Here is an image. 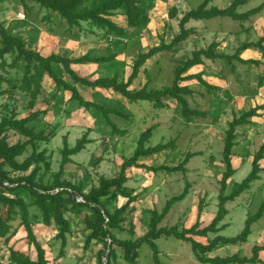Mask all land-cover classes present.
Listing matches in <instances>:
<instances>
[{"label": "rangeland", "instance_id": "374dc122", "mask_svg": "<svg viewBox=\"0 0 264 264\" xmlns=\"http://www.w3.org/2000/svg\"><path fill=\"white\" fill-rule=\"evenodd\" d=\"M202 1L152 0V7L148 13L149 24L138 34L137 32L131 34L128 41L130 45L128 48H121L112 65L96 64L97 66L90 68H79L76 73L91 80L117 75L119 80L126 81L137 55L159 45L160 42L169 44L179 33L178 22L182 16L189 10L195 9ZM232 1L211 0L207 8H225ZM262 3L264 0H249L245 5L237 8L236 12L246 13ZM170 8L176 11L173 19L168 17ZM45 17H49L48 21ZM111 20L117 25L125 26V18L120 12L114 13ZM0 23L11 34L24 38L29 49L43 55L53 52L50 43L54 42L47 38L45 33L66 37L72 41L71 44L77 42L78 44L74 43L70 47L71 56L93 51L90 50L91 47L89 50L86 45L83 47V42H99L101 51L96 54L99 56H109L114 52L113 46L105 39L101 31L87 24H82L79 31L77 28L69 29L58 16L30 2L26 5L9 0L0 3ZM185 28L192 29L193 34L177 45L174 52L163 51L146 61L130 86V90H139L145 85L147 88L155 89L170 86L178 61L189 58L192 52L205 49L211 43L219 44L218 52L232 55L243 43L256 42L264 33V8L243 22L233 21L230 18H215L208 21H190ZM239 57L243 60L256 59L261 61V64L255 66L221 59L204 60L202 66L188 72L189 75L199 74L202 81L217 88L212 94L199 80L184 83L193 93L186 97L189 108L204 114L202 117L192 118L190 122L184 121L171 100H166L165 108L157 110L145 102L130 104L111 90L95 97V90L91 92L87 88L79 87L85 99L91 100L90 97H92L99 103L101 101L105 104L112 103L128 116L127 119L110 117V122L116 130L124 131L123 135L110 136L108 126L105 127V123L78 107L75 102H71L69 95L63 92L53 97L54 84L46 76L41 83V95L37 97L31 108L28 106L30 101L28 95L18 90H14L11 97L0 98V118L12 109L17 112L18 118H25L34 112H45L30 124L36 132L42 130L46 133L50 130L55 132L54 138L36 145V151H46L50 162V170L43 177V182H50L52 174L59 171L63 137H66L68 146L73 147L76 140L90 131L88 137L92 142L86 145L82 152L71 158L72 162L66 166L62 177L72 184L86 180L85 192L89 191L91 186L98 184L100 176L110 178L118 173L122 159L132 155L143 132L150 133L145 147L172 142L166 150L140 162L147 166L154 167L161 164L177 166L187 153L195 154L185 165L184 173L153 174L141 169H130L127 172L128 180L125 187L132 191V196H136L137 200L129 205L127 209L129 212L125 215L129 223H132L135 235L130 237L127 231L113 232V234L119 240H134L143 236L147 231L146 211L155 209L160 213L169 199L181 195L185 189H187L185 198L173 205L158 227L168 229L176 226L181 231L198 223L200 228H203L211 222L217 212L219 181L225 170L222 163V151L228 125L242 112L264 104V84L259 87V79L264 78V58H260L250 50L241 52ZM13 58L14 56L5 57L6 66L4 70L0 68V76L11 83L14 82L17 87L21 83L24 66L19 63L15 68L7 67L12 63ZM8 85L10 84L4 83L3 87L6 88ZM106 100L109 102L107 103ZM259 115L250 119L248 124L236 128L235 146L231 156L235 173L226 181V194L234 184L240 183L249 174L253 155L264 143V110ZM7 137L9 144L26 141L24 137L13 132H9ZM30 151L31 149L27 147L26 153L18 161L21 162L30 154ZM92 158H100V162L92 166L90 164ZM259 165L262 171L259 173L258 180L251 183L249 189L233 202L225 204L227 215L218 225V232L209 233L206 238L195 237L196 241L206 244L208 240L216 236L233 238L243 230L248 216L254 215L264 201V160L260 161ZM26 174L28 172L17 175ZM125 202L126 199L118 197L116 203L112 205L122 206ZM199 204L202 206L200 212ZM18 222L15 221L12 224L17 230L9 237L6 244L3 239H0V261L3 263L8 256V249L28 255L32 259L35 258L34 249L27 243L23 228L18 226ZM124 227L125 229L128 227V222ZM72 229V233L66 236L64 255L59 258L61 243L55 239L53 227L47 228L42 224H36L33 227L37 242L45 250L48 264H98L96 254L102 246L92 242L87 249H84L85 233L82 232L77 220H74ZM155 243L161 264H200L195 259L190 245L185 242L175 238H162ZM262 244H264V213L251 225L245 244L220 247L211 256L238 255L240 258H249L251 249L255 245ZM138 253L137 264H152V253L148 246L142 245ZM258 257L260 262L257 264H264V251L260 252ZM111 264L128 263L123 261L122 253L118 250L116 259L111 261Z\"/></svg>", "mask_w": 264, "mask_h": 264}, {"label": "trees", "instance_id": "16d2710c", "mask_svg": "<svg viewBox=\"0 0 264 264\" xmlns=\"http://www.w3.org/2000/svg\"><path fill=\"white\" fill-rule=\"evenodd\" d=\"M6 0H0L3 3ZM26 5L30 2L39 8L53 13L65 22L69 29H81V24L101 31L103 36L113 46L114 52L109 56L92 57L89 54L78 58H67L60 54L43 55L27 47L26 41L11 34L0 23V68L4 70L6 56H14L12 63L7 65L15 68L21 63L24 66V74L19 86L11 83L8 79L0 76V98L12 96L14 90L28 95V106H34L37 97L41 95V83L43 78L48 77L54 84L55 93H69V100L75 102L78 107L83 108L87 113L100 122L105 123L109 128V135H123L124 131L116 130L110 122V117L126 118L124 111L116 107H109L106 104L85 101L77 91V87H86L92 90L103 89L111 90L122 97L128 103L145 102L152 105L154 109L161 110L166 107V100H171L185 122H190L194 117H202L203 113L189 108L186 97L191 96L192 90L184 85L191 80H199L208 92L214 94L216 87L211 86L200 79L199 74H188L196 67L204 64V60L215 61L216 59L226 60L227 62L237 61L241 64L259 66L261 61L256 59L243 60L239 57L240 53L246 50L256 53L260 58H264V33L256 42L243 43L232 55L218 52V43H211L205 49L195 50L191 56L185 60L178 61L174 68V76L170 86L161 89L147 88L143 86L139 90H130V86L137 78L140 69L150 58L163 51H175V47L186 41L192 34V29H186L185 25L190 21H208L215 18H230L233 21L243 22L250 16L257 14L264 8V3L257 8L246 13L240 14L236 10L245 5L249 0H233L225 8L208 7L211 0H203L195 9L185 13L178 22L179 33L169 44L160 42L159 45L150 48L146 52L139 53L131 67V73L126 81H121L117 75L111 77H98L89 79L78 75L71 69L72 65L80 64H108L112 65L117 53L121 48H128L130 36L137 34L145 29L149 24V10L152 0H9ZM120 12L125 18V26L117 25L111 18L113 14ZM174 8L168 10V17L175 18ZM48 21L49 17H45ZM59 69V71H58ZM4 83L10 84L6 88ZM264 84V78L259 79V87ZM7 109V107L5 106ZM264 110V104L254 106L248 111L242 112L235 117L228 125L225 132L222 163L224 172L219 181L220 191L218 195L217 212L211 222L200 228L195 223L188 229L179 230L176 226L171 228H159V224L168 214L173 205L182 201L187 195V189L177 197L169 199L160 213L155 209L146 211L148 219L146 222V233L138 238L119 240L113 232L121 233L127 231L130 237L135 235L132 223H129L125 215L130 204L135 203L136 196H132V191L125 187L127 182V172L130 169H141L153 174L157 173H177L185 172V165L195 154L187 153L183 161L177 166H147L140 163L151 158L153 155L166 150L172 142L158 144L153 147H145V143L150 137V133L143 132L132 155L123 158L119 165L118 173L113 177L100 176L98 184L91 186L85 192L87 181L81 180L77 184H72L62 179L65 168L72 161L71 158L82 152L86 145L92 141L85 133L76 140L73 147H69L66 137H63V147L60 150L61 162L59 171L52 174L50 182H43V177L50 170L49 157L46 151H36V145L46 143L55 137L54 130L46 133L44 130L36 132L30 124L45 112H34L25 118H18L17 112L12 109L9 113L0 118V239L6 244L9 237L14 235L16 228L12 226L15 221L18 226L23 228L27 243L33 247L35 258L24 255L18 251L8 249L5 263L0 264H48L45 250L37 242L33 233L36 224L46 227H53L56 232L55 239L60 241L61 249L59 258L64 255L66 236L72 233L74 220H77L81 230L85 233L84 249H87L92 242L100 244L102 247L97 252L98 264H111L115 261L117 251L122 253L125 263L137 264L139 249L142 245L149 247L152 255V264H161L156 241L162 238H175L178 241L190 245V249L195 259L200 264H257L259 263V253L264 251V244L255 245L251 249V257L240 258L238 255L232 256H211L218 248L223 246L243 245L250 234V227L257 222L264 213V201L260 204L254 215L248 216L243 230L233 238L216 236L208 240L206 244L196 241L195 237L206 238L209 233H217L218 225L227 215L225 204L233 202L236 198L246 192L250 184L257 181L259 173L262 171L259 162L264 160V143L253 155L251 171L240 182L232 186L226 194V181L230 179L235 171L232 167L231 156L235 146V131L239 126L246 125L250 119L259 117V113ZM13 132L26 139L24 142L8 143L7 134ZM31 149L30 154L21 162L18 161L26 151ZM100 158H92L90 164L96 166ZM26 175H17L24 174ZM118 197L126 199L122 206L112 205L116 203ZM200 212L202 206L198 205ZM128 222V227L124 225ZM104 260V262H102Z\"/></svg>", "mask_w": 264, "mask_h": 264}, {"label": "crops", "instance_id": "0c3cea01", "mask_svg": "<svg viewBox=\"0 0 264 264\" xmlns=\"http://www.w3.org/2000/svg\"><path fill=\"white\" fill-rule=\"evenodd\" d=\"M82 25V24H81ZM94 30V29H93ZM78 31H79V29H78ZM45 35L46 36H48L47 38H50V39H52V40H54V42H51L50 43V46H51V48H53V54H60V55H62V56H64V57H67V58H78V57H81V56H83V55H86V54H89V55H91L92 57H100L99 55H96V54H98L100 51H101V46H100V44H99V42H97V41H94V42H91V43H88V42H83V44H82V46L84 47L85 45H86V47H88V50H89V47H91L90 48V50H93V51H89V52H86L85 54H82V55H79V56H71V53H70V47L74 44V43H77V42H74V43H72L71 44V42L72 41H69V39L68 38H66V37H58V36H56V35H52L51 36V34H48L47 35V33H45ZM24 39V38H23ZM73 39H75L76 40V38H74L73 37ZM72 39V40H73ZM78 39V38H77ZM25 40V39H24ZM78 44V43H77ZM77 44H75V45H77ZM46 45V44H45ZM43 47H45L44 45H43ZM43 47H41V48H43ZM61 50V51H60ZM34 51V50H33ZM252 53H254V52H252ZM254 54H256V53H254ZM96 55V56H95ZM96 64H92V63H88V64H80V65H72L71 66V69L74 71V72H77L78 71V69L79 68H83V67H93V66H95ZM97 66V65H96ZM54 86V85H53ZM79 87H77V91H78V93L81 95V97L85 100V101H89V102H95V103H97V104H105V103H103L102 101H101V103H99L96 99H94V98H92V97H90L91 98V100H88V99H85L83 96H82V94H81V92L79 91V89H78ZM82 88H86V87H82ZM87 90H90L91 92L93 91L92 89H90V88H87ZM89 91V92H90ZM107 90H103V89H95V91L94 92H96V93H94L95 94V97H97L98 95H101L102 94V92H106ZM86 92V91H85ZM90 92V94L92 95V93ZM87 93V92H86ZM114 93V92H113ZM59 94V93H58ZM63 94H66V95H69V93H67V92H64ZM88 94V93H87ZM115 94V93H114ZM88 97H89V95H88ZM100 100V99H99ZM107 101V100H106ZM109 101H107V103H108ZM106 105H108L109 107H116V105H113L112 103H108V104H106ZM48 228V227H47ZM50 228V227H49ZM54 230V229H53ZM55 231V230H54ZM55 235H56V232H55Z\"/></svg>", "mask_w": 264, "mask_h": 264}]
</instances>
